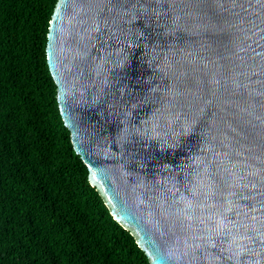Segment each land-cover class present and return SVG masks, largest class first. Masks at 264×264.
<instances>
[{"label": "water", "instance_id": "obj_1", "mask_svg": "<svg viewBox=\"0 0 264 264\" xmlns=\"http://www.w3.org/2000/svg\"><path fill=\"white\" fill-rule=\"evenodd\" d=\"M46 60L150 264H264V0H56Z\"/></svg>", "mask_w": 264, "mask_h": 264}, {"label": "trees", "instance_id": "obj_2", "mask_svg": "<svg viewBox=\"0 0 264 264\" xmlns=\"http://www.w3.org/2000/svg\"><path fill=\"white\" fill-rule=\"evenodd\" d=\"M56 0H0V264H150L88 179L46 60Z\"/></svg>", "mask_w": 264, "mask_h": 264}]
</instances>
